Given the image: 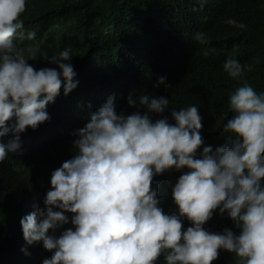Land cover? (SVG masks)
Instances as JSON below:
<instances>
[{
    "label": "clouds",
    "instance_id": "clouds-1",
    "mask_svg": "<svg viewBox=\"0 0 264 264\" xmlns=\"http://www.w3.org/2000/svg\"><path fill=\"white\" fill-rule=\"evenodd\" d=\"M27 2L0 0V137L13 134L0 142V162L21 150V133L50 119L47 106L62 86L67 95L78 84L70 47L46 58L57 67L36 69L28 61L38 50L14 42L24 29ZM225 23L246 27L232 18ZM35 36L27 34L29 40ZM194 39L207 44L203 33ZM223 68L234 79L244 70L231 57ZM160 85L172 87L165 76L153 87ZM134 91L126 97L136 109L131 114L117 111L114 96L89 114L72 134V158L51 173L44 207L34 202L21 218L27 245L43 242L52 253L41 264H212L221 249L234 253L238 264H264V93L245 82L229 96L233 114L223 125L225 142L213 147L204 146L197 106L173 108L170 123L163 115L168 97ZM185 168L171 188L178 209L165 214L154 177ZM217 209L239 235L205 229Z\"/></svg>",
    "mask_w": 264,
    "mask_h": 264
},
{
    "label": "trees",
    "instance_id": "trees-1",
    "mask_svg": "<svg viewBox=\"0 0 264 264\" xmlns=\"http://www.w3.org/2000/svg\"><path fill=\"white\" fill-rule=\"evenodd\" d=\"M229 18L246 27L226 24ZM21 19L24 29L14 42L38 50L37 58L28 63L36 69L57 67L46 58L70 47L78 84L67 95L62 86L47 106L50 119L21 133V150L0 162V264H41L52 255L43 242L27 245L20 220L33 210L34 202L44 207L52 171L75 152L72 134L110 96L115 97L117 111L125 114L136 111L126 100L134 90V96L168 97L169 111L163 115L170 123L173 108L195 105L203 116L204 146L218 147L227 135L223 125L233 114L229 96L245 82L264 93V0H28ZM33 31L36 36L29 40L27 34ZM198 32L207 44L194 39ZM204 49H210L207 56ZM230 57L244 66L240 79L224 71ZM160 76L172 87H153ZM12 135L0 137V142ZM185 171L170 169L154 177L152 187L157 188L165 214L169 207L178 209L171 188ZM218 211L205 229L229 228L239 235L241 230L228 214ZM238 261L234 253L221 249L212 264Z\"/></svg>",
    "mask_w": 264,
    "mask_h": 264
}]
</instances>
